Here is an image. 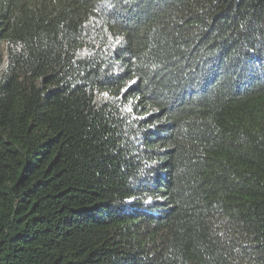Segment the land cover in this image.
Wrapping results in <instances>:
<instances>
[{
    "label": "trees",
    "instance_id": "obj_1",
    "mask_svg": "<svg viewBox=\"0 0 264 264\" xmlns=\"http://www.w3.org/2000/svg\"><path fill=\"white\" fill-rule=\"evenodd\" d=\"M0 264H264V0H0Z\"/></svg>",
    "mask_w": 264,
    "mask_h": 264
}]
</instances>
